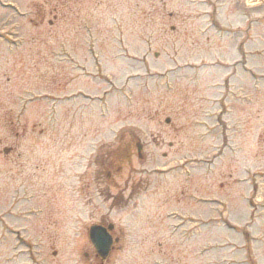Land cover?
Returning a JSON list of instances; mask_svg holds the SVG:
<instances>
[{
    "label": "rangeland",
    "instance_id": "1",
    "mask_svg": "<svg viewBox=\"0 0 264 264\" xmlns=\"http://www.w3.org/2000/svg\"><path fill=\"white\" fill-rule=\"evenodd\" d=\"M3 1L23 17L0 8V264H264V87L234 52L264 76V0ZM95 224L119 239L105 262Z\"/></svg>",
    "mask_w": 264,
    "mask_h": 264
},
{
    "label": "water",
    "instance_id": "2",
    "mask_svg": "<svg viewBox=\"0 0 264 264\" xmlns=\"http://www.w3.org/2000/svg\"><path fill=\"white\" fill-rule=\"evenodd\" d=\"M111 229V225L107 229L97 225L89 229L90 242L101 259H105L111 250L112 238L108 233Z\"/></svg>",
    "mask_w": 264,
    "mask_h": 264
},
{
    "label": "trees",
    "instance_id": "3",
    "mask_svg": "<svg viewBox=\"0 0 264 264\" xmlns=\"http://www.w3.org/2000/svg\"><path fill=\"white\" fill-rule=\"evenodd\" d=\"M64 1V0H63ZM62 1V5H61V7H64L65 6V3ZM55 5H57V9L59 8H61L60 7V5H58L59 3H61L59 0H55ZM47 3H51V6H52V4H53V2L52 1H50V0H48L47 1ZM38 14H41V12H39ZM40 25H41V23H39ZM122 141V140H121ZM120 141V142H121ZM119 152H114V153H112L111 151H110V153L108 154V161H109V163L111 164V162L112 163H115V162H119V163H122V164H124V163H129L130 162V155L129 156H124V153L125 152H127L128 153V151L130 152V147L129 146H122L121 144L119 145V147H118V149H117ZM118 162H117V164H118Z\"/></svg>",
    "mask_w": 264,
    "mask_h": 264
}]
</instances>
